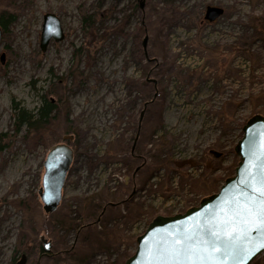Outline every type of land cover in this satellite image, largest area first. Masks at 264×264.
Masks as SVG:
<instances>
[{
  "label": "rangeland",
  "instance_id": "obj_1",
  "mask_svg": "<svg viewBox=\"0 0 264 264\" xmlns=\"http://www.w3.org/2000/svg\"><path fill=\"white\" fill-rule=\"evenodd\" d=\"M0 14L13 22L0 42V264H124L155 218L234 176L243 127L264 118V0H0ZM46 14L64 38L42 52ZM42 95L57 103L52 122L40 138L18 131L12 102L34 112ZM64 136L73 158L45 214L44 161Z\"/></svg>",
  "mask_w": 264,
  "mask_h": 264
},
{
  "label": "water",
  "instance_id": "obj_2",
  "mask_svg": "<svg viewBox=\"0 0 264 264\" xmlns=\"http://www.w3.org/2000/svg\"><path fill=\"white\" fill-rule=\"evenodd\" d=\"M138 1L142 9L144 0ZM221 13L220 9L209 7L204 19L214 22ZM63 38L59 19L55 15L46 14L40 33V50L45 52L51 41L58 43ZM146 43L147 36L142 41L143 54L147 58ZM3 59L2 54L1 63ZM145 107L140 113V120ZM242 133L235 147L239 163L234 176L220 187L218 193L203 199L197 207L183 214L155 218L136 239L134 254L124 264H251L257 257L264 256V247H261L264 244V230H258L255 224L256 214L261 212V200L264 199L259 192L261 185H264V118L255 116L249 119ZM62 140V143L49 149L44 161L42 185L45 191L51 185L49 193L41 196L45 214L56 210L63 177L73 158V151L67 144L72 136H64ZM212 153L215 157L219 156L216 152ZM226 215L237 221V238L222 240L217 245L220 250L213 251L205 241L212 240L211 231L221 230L220 222ZM241 220H247L248 223H241ZM186 236L192 238L191 245H186L189 251L175 255L166 250L173 239ZM40 243L43 254H47L51 250V243L43 237ZM26 262L27 257L22 254L15 264Z\"/></svg>",
  "mask_w": 264,
  "mask_h": 264
},
{
  "label": "trees",
  "instance_id": "obj_3",
  "mask_svg": "<svg viewBox=\"0 0 264 264\" xmlns=\"http://www.w3.org/2000/svg\"><path fill=\"white\" fill-rule=\"evenodd\" d=\"M93 16H84L82 19L83 25H90L92 22ZM12 22V17H7L4 20L2 14H0V29L2 34L5 33L7 25H10ZM79 55L83 54V51L78 49L76 51ZM57 103L52 100H48L46 95L40 97V106L34 111L29 112L22 107H19L14 102H12L13 118L16 129L19 131L21 128L26 130H32L36 137H39L41 126H45L47 123L52 122V114L56 111ZM40 138V137H39ZM38 138V139H39ZM75 221L66 222L67 226H73ZM15 258L13 259V262ZM12 262V264H14Z\"/></svg>",
  "mask_w": 264,
  "mask_h": 264
},
{
  "label": "snow or ice",
  "instance_id": "obj_4",
  "mask_svg": "<svg viewBox=\"0 0 264 264\" xmlns=\"http://www.w3.org/2000/svg\"><path fill=\"white\" fill-rule=\"evenodd\" d=\"M260 196L264 198V185H261L260 189ZM262 208L261 212L256 214L255 224L258 230H264V199L261 200ZM249 215H251V210L248 209ZM241 223H248L247 220H241ZM221 230L220 231H211L212 240L205 241L208 244L211 250L219 251L220 249L217 245L222 240H233L236 239V224L237 221L231 216H225L224 220L220 222ZM191 237H184V238H175L172 240L171 245L169 246L167 251H170L172 254L179 255L182 252L189 251V248L186 245H191ZM261 247H264V244H261Z\"/></svg>",
  "mask_w": 264,
  "mask_h": 264
},
{
  "label": "flooded vegetation",
  "instance_id": "obj_5",
  "mask_svg": "<svg viewBox=\"0 0 264 264\" xmlns=\"http://www.w3.org/2000/svg\"><path fill=\"white\" fill-rule=\"evenodd\" d=\"M44 173H45V169H44ZM55 181V179L53 180V182ZM128 180L127 179H125L124 180V184H123V186H125V187H127L128 186V182H127ZM134 185V184H133ZM51 186V185H50ZM50 186L47 188V191H45L44 190V187H43V185H42V182H41V187L39 188V190H38V194H39V196H40V200H41V196H46L48 193H49V188H50ZM134 187L135 186H133L132 187V191H131V195L132 196H134V194H135V190H134ZM63 188V184H62V187H61V189ZM49 189V190H48ZM60 192H61V190H60ZM60 198H61V195H60ZM60 201V200H59ZM41 203H42V205L44 206V203L42 202V200H41ZM59 203V202H58ZM118 207H119V204H113L112 206L111 205H106L105 207H104V209H102L101 210V212H100V214L98 215V217H97V219H96V226H98L99 227V225L101 224V222H102V218H103V216H104V214L106 213V211H107V209H110V210H118ZM115 220V219H114ZM110 224V223H109ZM85 228V226H83V225H80L79 226V229H80V231L81 230H83ZM119 262V261H118Z\"/></svg>",
  "mask_w": 264,
  "mask_h": 264
}]
</instances>
